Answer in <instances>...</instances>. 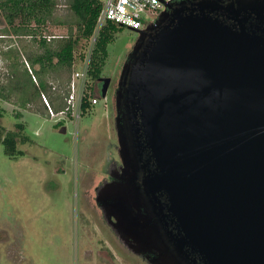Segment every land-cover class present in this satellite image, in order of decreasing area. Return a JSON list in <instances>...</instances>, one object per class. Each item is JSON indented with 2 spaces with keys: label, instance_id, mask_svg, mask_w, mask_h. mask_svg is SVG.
<instances>
[{
  "label": "water",
  "instance_id": "1",
  "mask_svg": "<svg viewBox=\"0 0 264 264\" xmlns=\"http://www.w3.org/2000/svg\"><path fill=\"white\" fill-rule=\"evenodd\" d=\"M135 32L104 218L148 264H264V0H178Z\"/></svg>",
  "mask_w": 264,
  "mask_h": 264
},
{
  "label": "rangeland",
  "instance_id": "2",
  "mask_svg": "<svg viewBox=\"0 0 264 264\" xmlns=\"http://www.w3.org/2000/svg\"><path fill=\"white\" fill-rule=\"evenodd\" d=\"M59 9L63 13L66 6ZM6 26L0 17V30ZM37 33L36 40L0 35V85L10 63L3 53L10 46L29 68V55L38 51L39 39L66 36L68 29L48 26ZM139 37L127 28L115 34L102 70V77L112 79L107 98L80 119L51 117L0 100L2 124L13 130L23 123L31 140L20 144L26 154L18 159H10L0 143V264H147L134 259L107 226L94 191L119 160L115 97L122 68ZM59 76L65 77L64 72Z\"/></svg>",
  "mask_w": 264,
  "mask_h": 264
},
{
  "label": "trees",
  "instance_id": "3",
  "mask_svg": "<svg viewBox=\"0 0 264 264\" xmlns=\"http://www.w3.org/2000/svg\"><path fill=\"white\" fill-rule=\"evenodd\" d=\"M62 5L66 6L63 13L59 9ZM100 11L101 5L97 0H0V17L7 24L0 30V35L36 40L40 28L60 26L68 29L66 36L43 35L39 39L38 51H33L27 61L30 68L21 60L17 49L10 46L3 53L4 60L10 63L4 73V83L0 85V100L23 110L49 115L42 98L45 95L55 114L64 112L74 64L78 58H84L83 52L95 33ZM119 29L122 28L108 23L98 36L88 71V78L94 86H98L102 78L108 47ZM48 36L56 37L48 40ZM61 72L65 77L59 76ZM90 108L86 100L83 113ZM16 116L21 119L23 115L18 112ZM3 117L4 111L0 110V143L10 159H18L26 154L19 148L20 144L25 145L31 140L23 123L16 124L11 130L2 124Z\"/></svg>",
  "mask_w": 264,
  "mask_h": 264
},
{
  "label": "built area",
  "instance_id": "4",
  "mask_svg": "<svg viewBox=\"0 0 264 264\" xmlns=\"http://www.w3.org/2000/svg\"><path fill=\"white\" fill-rule=\"evenodd\" d=\"M101 5V11L97 20V26L94 35L87 42V48L84 50V58H78L74 64V72L72 74L69 85V93L66 96L67 108L64 112L55 114L49 105L47 97L42 96L44 103L48 107L51 117L57 115H68L76 119H80L83 114V106L86 100L91 107L100 103L101 88L94 86L88 78L90 59L98 40V36L108 23L114 24L121 28H127L132 31H140L145 29V24L155 23L160 14L171 4L178 0H97ZM56 36H48V40ZM81 66L76 70V65ZM30 68V67H29ZM32 73V72H31ZM33 79L36 81L35 76ZM107 98V97H106ZM104 98V100H106Z\"/></svg>",
  "mask_w": 264,
  "mask_h": 264
},
{
  "label": "flooded vegetation",
  "instance_id": "5",
  "mask_svg": "<svg viewBox=\"0 0 264 264\" xmlns=\"http://www.w3.org/2000/svg\"><path fill=\"white\" fill-rule=\"evenodd\" d=\"M128 58V57H127ZM127 58H126V60H127ZM126 62V61H125ZM105 78H107V77H105ZM102 83L101 82H99V84H98V88H101L102 87ZM112 85V79H111V82H110V85H109V88H108V91H109V89H110V86ZM114 122H115V119H116V117H117V111H116V107H114ZM116 129V128H115ZM118 141V142H117ZM117 144H118V146H117V148H118V152H119V140H118V136H117ZM121 165H122V162H121V160H120V158H119V160H118V162L116 163V165L112 168V170L111 171H109L108 173H107V178H105L104 179V181L100 184V185H98V187H96V188H94V191H95V193H96V199H97V191L99 190V188H100V186L104 183V182H106L107 180H108V178H109V182L110 181H117L121 176H122V170H120L119 168L121 167ZM142 178V175H139V181H140V179ZM96 204H97V207L101 210V207H100V203H98L97 202V200H96ZM102 211V210H101ZM105 219V218H104ZM105 221H106V219H105ZM107 222V221H106ZM107 224V226H109V228L113 231V229L110 227V225L108 224V222L106 223ZM113 233L115 234V232L113 231ZM115 236L117 237V235L115 234ZM131 253V252H130ZM132 255V257H134V259H138V260H142V261H144L145 263H147L148 264V262H147V260L144 258V257H142V256H139V255H136V254H134V253H131Z\"/></svg>",
  "mask_w": 264,
  "mask_h": 264
}]
</instances>
